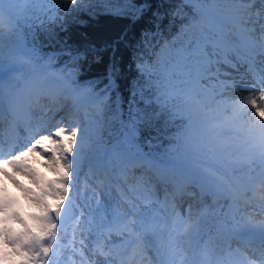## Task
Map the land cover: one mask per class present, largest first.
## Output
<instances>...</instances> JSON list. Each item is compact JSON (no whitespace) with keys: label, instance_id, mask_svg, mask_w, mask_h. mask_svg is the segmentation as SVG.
<instances>
[{"label":"snow or ice","instance_id":"1","mask_svg":"<svg viewBox=\"0 0 264 264\" xmlns=\"http://www.w3.org/2000/svg\"><path fill=\"white\" fill-rule=\"evenodd\" d=\"M39 2L41 0H0V164L23 172L36 185V190H24L33 211L23 213L14 206V201L0 199V264H62L61 246L66 231L63 221L73 211L75 202L71 193L76 191L86 160L85 129L67 117L57 119L59 110L42 109L41 117L34 119L32 104H39L43 89L27 77V91L20 89L19 74L24 72V65L12 60L5 62L6 47L9 53H25L26 63L36 55L35 47H27L23 29L35 27L28 22L33 20L34 5ZM128 2L130 4L131 0ZM195 2L208 6L197 9L201 23L211 22L207 15L209 10L225 11L229 29L226 36L222 31L217 33L214 26L210 27L209 32L202 33L193 47L182 52L173 64L171 74L175 79L165 95L178 98L179 104L173 107L171 119L183 121L182 127L188 134L182 138V145L173 149V162L163 167L145 161L142 155L117 153L111 166L127 185V191L110 180L105 184L107 173L103 179L96 177L97 186L105 195L115 199L112 197L115 187L119 199L106 205L96 201L97 208L88 219V231L96 237L95 246L89 248L80 239L81 247L73 249L79 256V264H264V9L254 13L251 0ZM54 3L55 9L48 10L51 23L63 19L58 15L61 11L65 17L80 11L85 0H54ZM144 11L143 5H136L122 14L138 19ZM196 24L194 19L192 26ZM43 26L41 20L40 27ZM124 39L118 37L114 44L103 49H111L110 63L104 79L99 81L103 88L97 91L96 81L84 85L85 94L96 101L101 112L115 102L114 116L122 107L113 92L118 87L119 77L116 52ZM231 56L248 65L252 75L250 84L221 80L219 67L213 71V66L220 64L235 68L237 64L232 63ZM79 57V52L73 54L74 61L78 62ZM97 59L99 62L102 57ZM257 60L260 71L256 70ZM136 67L141 75L145 73L143 64L137 63ZM210 78L217 82L214 89L220 90L216 95L247 93L239 98L230 95L226 101L232 111V121L218 122L203 96L200 87ZM132 95L135 99L134 90ZM157 100L160 101L159 96ZM160 102L168 106L167 100ZM6 117L7 141L3 127ZM242 117L247 119L239 127H233V121ZM22 121L26 124V133L18 131ZM141 123L142 117L133 114L130 108L125 123L126 143L136 141ZM205 152L238 157L227 177L217 175L213 169L203 170L207 182L202 188L229 202L230 211L215 235L201 227L206 211L195 219L191 208L187 219L176 211L178 198L194 195L188 191L194 175L192 166ZM30 154L43 159V167L52 174L51 179L38 177L24 163ZM89 164L91 171V162ZM138 168H147L151 175L146 172L135 178V184L128 183L129 173ZM92 174L95 176L94 172ZM160 186L165 191L163 200L157 195ZM83 215L81 212L75 217L73 240ZM153 238L155 244L150 242ZM149 250L154 256L147 255ZM86 251L89 254L86 255Z\"/></svg>","mask_w":264,"mask_h":264},{"label":"trees","instance_id":"2","mask_svg":"<svg viewBox=\"0 0 264 264\" xmlns=\"http://www.w3.org/2000/svg\"><path fill=\"white\" fill-rule=\"evenodd\" d=\"M136 5L145 8L138 19L122 14ZM55 7L54 0L35 4L33 20L28 22L35 27H24V38L28 48L35 47L37 62L55 65L68 78L71 74L69 80L75 81L72 85L77 89L84 88L89 81L97 82V91L103 88L99 81L104 79L111 60V49H103L114 44L118 37L125 38L116 52L119 77L113 92L122 107L115 116V102L98 112V153L108 148L113 158L117 153L131 152L159 163L173 162V149L182 145V138L188 133L182 127L183 121L171 119L178 98L165 94L170 92L175 79L171 74L175 61L193 47L202 33L209 32L204 27L209 21L201 23L197 11L204 4L195 0H131L130 4L128 0H85L80 11L66 17L61 11L58 15L63 19L51 23L48 10ZM207 15L215 17V12L208 11ZM77 52L78 62L73 60ZM98 56L102 57L99 62ZM137 63L145 66L143 75L137 71ZM158 96L160 101L167 100V107L157 100ZM203 96L206 98L204 93ZM130 108L133 114L142 117L141 132L132 144L124 141Z\"/></svg>","mask_w":264,"mask_h":264},{"label":"bare ground","instance_id":"3","mask_svg":"<svg viewBox=\"0 0 264 264\" xmlns=\"http://www.w3.org/2000/svg\"><path fill=\"white\" fill-rule=\"evenodd\" d=\"M261 9H264V0H255V4L252 7V11L254 13L259 12ZM243 55V53H241ZM235 57V56H234ZM9 60H12L18 64L24 65V72L20 73V80L18 82L20 89H25V78L27 77L32 81L34 85H39L42 89L44 94L39 99V104L36 103L32 104V110L35 113L34 119H39L42 114V109L44 111H48L51 109L52 112H57L59 110L57 119L60 117H67L70 121H72L75 114L79 111L78 110V103L76 104H70L72 101V96H64L63 94H56L55 86L57 85L56 82L50 81V69L48 67L44 66H33L29 63H26V54H17L13 57L5 58V62L7 63ZM235 63L237 66L235 68L230 67L228 64H224V69L220 72V79L221 80H235L237 82L241 83H247L250 84L252 82V75L248 70V65L244 63H240L235 60ZM238 66H241L242 69H239ZM246 68V69H245ZM261 65L259 64V61L257 60L256 70L260 71ZM38 78H41L42 80H38ZM47 79V80H46ZM214 85L217 83L216 80H214ZM215 90L218 91L219 89L215 88ZM83 92V91H82ZM59 95V96H58ZM230 95H234L236 98H239L242 95H247V93L241 91L239 93H230L225 92L223 93V98L228 101V98ZM222 108L228 107L227 103L221 106ZM229 108V107H228ZM229 118H232V111L229 108ZM67 114V115H66ZM242 121L247 119V117H242ZM4 130H5V141H7V130H8V119L5 118L4 122ZM19 132L26 133V124L22 121L19 127ZM22 139V137H21ZM5 152H7V143L5 144ZM207 158H202L200 161H195L193 167L194 175L191 177L192 184L189 186L188 191L196 194L197 199H195L194 195L192 196H184L182 199L178 198L177 206H181V214L184 213L185 207H191L193 206L192 211V218L195 219L196 216L200 213L207 212V216L203 217L201 219V227L205 230H207L210 234L215 235L217 228L226 220L227 214L229 213V202L223 198V197H215L210 193H207L203 188L202 184H206V178L204 175L203 170L204 169H213L217 171V175H222L224 177H227L232 173V168L234 165H230L227 167H221L219 164H228L230 160H235L237 158L236 155H233L231 157L222 155V154H214V153H208ZM24 163L34 170V172L37 174L38 177H41L42 172L41 170L44 169L43 167V159L36 154H30L25 157ZM0 169L3 173L7 172V174L13 179L16 177V179L20 182V186L17 188L19 190H22L26 187L28 182H32V178L30 180L28 179L29 176L25 175L23 172L20 175V171H17L10 165L0 164ZM95 173V175L102 174V170L99 168H95L92 170V173ZM45 173L48 174L49 171L46 169ZM104 174V173H103ZM24 179H23V178ZM3 175H0V186L2 183L7 184L8 191L6 194H2L0 192V199L7 198L11 201H14V206H16V200L18 194L13 191L14 183L10 180L4 179ZM34 184V183H33ZM1 188V187H0ZM159 192L163 193L165 195V191L163 186L159 187ZM81 203L83 204L82 200ZM64 228L66 229L64 233V237L67 235L68 229L70 232H73V224L75 223H68L67 221L63 222ZM73 225V226H70ZM80 227H84V230H80V234L84 236V238L89 240V248H92L93 242L95 239L90 240L89 235H87V227L85 226V222L80 224ZM77 232V231H76ZM155 241V239L153 238ZM156 242V241H155ZM77 244L76 240L69 239L65 245H63L62 248V256L63 259L62 264H72V262H66L64 258L68 255H74L75 258L79 259V256H77L73 249L75 248V245ZM235 244V242H233ZM81 247V245H80ZM89 254L86 251V255ZM149 255V252L147 253ZM66 255V256H65ZM76 264H79V261L76 262Z\"/></svg>","mask_w":264,"mask_h":264},{"label":"rangeland","instance_id":"4","mask_svg":"<svg viewBox=\"0 0 264 264\" xmlns=\"http://www.w3.org/2000/svg\"><path fill=\"white\" fill-rule=\"evenodd\" d=\"M252 5L255 4V0H251ZM208 7L207 5H204V8ZM212 11V10H209ZM215 12V17L211 18V22L213 24V26L215 27V31L217 33H220L221 31L227 36L228 35V29H229V24L227 22L226 19H224L225 16L228 15L227 12L225 11H213ZM208 27V26H207ZM210 29V27H208ZM207 34V33H205ZM208 50L210 51V46L208 48ZM5 58H9V57H13L17 54H25L23 52L20 51H13L11 53H9L8 48H5ZM230 60L232 61V63H235L236 58L234 56L230 57ZM29 64L33 65V66H43L40 64H36L34 63V61L32 60V57L30 58ZM44 67H48L50 69V81L52 82H56L57 85L55 86V91L56 94H63L64 96H72V101L70 102V104H76L78 103V112L75 114V116L73 117L72 121L73 123H79L81 127H83L85 129V156H86V160L85 163L83 165V168L80 172L79 178H78V184L76 186V191L71 193L74 202L77 205L78 211H79V215L81 212H83L84 214L89 211L92 214H94V211L97 208V204L96 201L100 200L102 204H109V203H115L116 200L119 199V194L114 195L115 199H110L107 195H105L104 191L99 189L97 186V182H96V177L92 174V172H90V164L89 162H91V165L93 166L94 164H98L101 166L107 165L110 171V175L116 179L118 181V183L120 184V187L124 188L125 191H127V185L124 183V181L122 179H120L118 177V175L115 174V169L111 166L114 161H112V155L110 154V152L104 151L99 158H95L94 154L96 152V150L98 149L99 143L96 140L95 135L97 134V132L95 131L96 126H98L100 120L98 118V116H96V106L91 107V105H96V101L87 96L85 94V91H76L73 87L72 84L70 83L69 79L67 77H65L61 70L59 68H57L56 66L50 67V66H44ZM219 67L220 72L222 71V69H224V64H220V65H214L213 66V71H215V68ZM239 69H242L241 66H238ZM38 80H42L41 78H38ZM47 80V79H46ZM214 80L215 78H210V79H205L204 83L201 85L200 89L201 91L204 93V95L206 96V99L209 101V105L211 107V109L213 110V115L217 118L218 122H226V121H232V118H229V113L230 110L228 107H224L222 108L221 106L224 105L226 103V99L223 98V96H219L216 95V93H218L217 90L214 89L213 85H214ZM59 96V95H58ZM89 107H91V109H89ZM94 114V115H92ZM67 115V114H66ZM242 119L240 120H236L233 121L232 126L233 127H239L240 124L242 123ZM239 142V141H237ZM208 153L211 152H205L203 154H201L196 161H200L202 160V158H207L208 157ZM145 161H151L153 164L158 165V166H165L167 164H159L157 163V161L150 159V158H145ZM238 159V157L235 160H230L228 164H219L221 167H227L230 165H234V163L236 162V160ZM46 168L44 167V169L41 170L42 178L45 179H51L52 178V174L49 172L48 174L45 173ZM92 170V169H91ZM148 175H151V172L147 171V168H138L135 169L134 172H130L129 173V178H128V183L130 184H135L136 177L141 176L142 174L146 173ZM22 173L20 172V175ZM0 175L4 177V179L6 180H10V181H16L17 183H14V188L13 191L15 193L18 194L19 197H17L16 200V206H18L17 208L20 209L23 213H27L28 211H33L34 209L29 207V203L25 197V189H33L36 190V185L33 184L32 182H28L26 187L23 188L22 190H19L17 187L20 186V182L15 178H11L9 175H5L1 169H0ZM100 176V175H98ZM23 178V177H22ZM31 177H29L28 179L30 180ZM3 179V180H4ZM24 179V178H23ZM0 192L2 194H6L8 191V186L5 183H2L0 186ZM158 197L163 200L164 198V194L161 192H157ZM196 194H194L195 196ZM195 199H197V196L194 197ZM81 200L83 202V204L81 203ZM189 208H191V212L193 211V206L191 207H185L184 208V213H182V215L184 216L185 219H187V214H188V210ZM176 211L181 213V206H176ZM81 223H84V215L81 216ZM75 224H76V220H75ZM73 224V225H75ZM70 225V226H73ZM84 230V227H79L77 228V232L75 233L76 236V242L77 244L75 245L76 249L80 248V239L84 240L85 245H89V240L84 238V236L82 234H80V230ZM87 235H89V233L87 232ZM69 239H73V232H70L68 229L67 235L64 237V242L61 246V251L63 248V245L66 244V242ZM66 256V255H65ZM60 259H63V256L60 257ZM64 260L66 262H72V261H76L78 262L79 259L75 258L74 255L68 254Z\"/></svg>","mask_w":264,"mask_h":264},{"label":"water","instance_id":"5","mask_svg":"<svg viewBox=\"0 0 264 264\" xmlns=\"http://www.w3.org/2000/svg\"><path fill=\"white\" fill-rule=\"evenodd\" d=\"M76 216H78V209H77V207H76V205H75V203H74L73 211H72L71 215H69V216L67 217V219H69V221H73V220L75 219Z\"/></svg>","mask_w":264,"mask_h":264}]
</instances>
